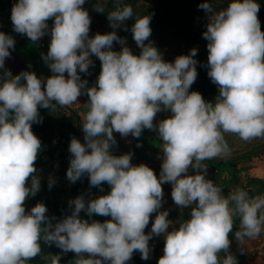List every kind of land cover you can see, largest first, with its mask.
Returning <instances> with one entry per match:
<instances>
[{
    "label": "clouds",
    "instance_id": "obj_1",
    "mask_svg": "<svg viewBox=\"0 0 264 264\" xmlns=\"http://www.w3.org/2000/svg\"><path fill=\"white\" fill-rule=\"evenodd\" d=\"M119 2L107 14L113 30L94 36L89 35L92 18L84 7L86 0L13 4L15 33L33 42L50 33L48 51L41 58L52 75L8 71L0 77V264H27L40 255L41 242L55 245L62 254L73 253L74 264H128L136 252L148 260L153 251L149 242L159 236L165 242L158 264H238L229 251L234 218L239 217L235 232L239 242L264 231V196L250 197L239 189L222 195L223 190L206 178L204 163L229 152L225 133L238 134L245 141L264 138L260 4L231 0L218 12L208 0L199 5L209 14L203 38L208 42L207 74L218 87L213 103L190 90L198 78V49L165 60L150 41L149 14L131 25L132 38L141 49L134 53L117 32L128 30L133 8L120 7ZM94 10L105 12L102 6ZM114 43L122 46L120 50L114 49ZM15 45L11 34L0 31V69ZM93 56L100 60L101 70L89 87L81 74L89 73ZM82 95L88 97L84 137L83 142L75 136L70 140L66 177L76 183L87 176L90 187L103 192L107 184L110 191L90 199L83 193L70 199L71 212L62 219L49 216L42 201L28 210L26 201L41 188L36 162L42 141L32 126L42 123L41 108L53 112L57 105L77 103ZM162 111L171 115L156 122ZM145 129L156 131L163 141L159 175L147 164H133L132 152H113L116 133L138 139ZM166 183L172 185L174 204L190 209L179 227L169 219V211L162 210ZM53 184L49 180V189ZM94 216L110 219L101 222ZM60 260V255L53 256L51 264Z\"/></svg>",
    "mask_w": 264,
    "mask_h": 264
},
{
    "label": "rangeland",
    "instance_id": "obj_2",
    "mask_svg": "<svg viewBox=\"0 0 264 264\" xmlns=\"http://www.w3.org/2000/svg\"><path fill=\"white\" fill-rule=\"evenodd\" d=\"M16 2L17 0H0V31L11 34L16 40L11 56L5 61V67L0 69V77L8 71H11L13 75L23 71H34L38 76L46 78L52 73L42 60L41 54L48 51L50 33L38 42L30 41L26 36L15 33L11 21V10ZM202 2L203 0H120V7L130 5L133 8V20L126 22L127 31L120 28L117 29V32L119 36L126 38L127 45L133 52L139 54L141 49L137 47L132 38L131 25L137 17L152 14L150 41L160 49L165 60L174 61L178 55L188 54L194 47L198 49L196 56L198 78L190 90L199 91L206 100L214 103L218 95V87L212 83L207 74L208 42L203 38V32L206 31L209 14L199 8ZM208 2L212 5L213 11L218 12L226 9L231 0H208ZM96 6L104 7L105 12H96L94 10ZM84 7L87 8L92 18L90 36H94L97 32L107 33L113 30L107 19V14L115 10L117 0H86ZM258 15L262 30H264V12L259 11ZM52 24L53 21L50 20L49 27ZM113 47L115 50H120L122 46L114 43ZM92 59L94 65L89 68V73L81 74L83 79H87L89 87L95 84L101 70L100 60L95 56ZM87 100L88 97L82 95L79 101L71 106L57 105L53 112L44 108L40 109L42 123H34L32 130L42 141V148L36 162L41 188L34 197H29L26 201L28 210L42 201L48 207L49 216L62 219L71 212L68 207L70 199L82 193L85 194L86 199H90L110 191V186L107 184L103 186V192L99 188L90 187L87 176L82 177L76 183H71L66 177L71 157L68 150L70 140L75 136L83 142L82 123L88 111ZM170 115V111H162L157 114L156 122ZM43 124L47 126L48 130L42 129ZM224 135L229 145V152L204 162L208 165L206 178L211 179L216 186L220 187L223 190L222 195L225 196L238 189L246 191L250 197L264 196V138L245 141L238 134L225 133ZM115 136L117 141L113 147L115 154L132 152L133 164H147L159 175L163 141L156 131L145 129L138 139L132 136L121 137L118 133ZM191 172L192 170H190ZM49 180L54 182L51 189L48 187ZM163 188L165 202L162 210H168L169 219L173 221L175 227H179L180 223L189 218L190 209H180L174 204L170 183L164 184ZM81 216L88 218L84 212L81 213ZM154 218L155 214L151 219L154 220ZM92 219L102 222L110 217L94 216ZM238 228L239 217H235L233 232L230 234L232 243L229 251L236 258L238 264H242L246 255L239 241L235 240V232ZM150 230L151 223L145 231L149 232ZM164 242L163 236L153 237L149 242L153 249L150 258L143 260L141 254L136 252L128 264H158L159 258L163 255ZM41 247L40 255L28 261L27 264H51V258L57 255L61 256L59 264H74L73 253V255L70 252L62 254L55 245L48 247L43 242H41ZM219 255L223 259L225 253L221 252Z\"/></svg>",
    "mask_w": 264,
    "mask_h": 264
},
{
    "label": "crops",
    "instance_id": "obj_3",
    "mask_svg": "<svg viewBox=\"0 0 264 264\" xmlns=\"http://www.w3.org/2000/svg\"><path fill=\"white\" fill-rule=\"evenodd\" d=\"M239 244L246 255L242 264H264V231L256 238H245Z\"/></svg>",
    "mask_w": 264,
    "mask_h": 264
},
{
    "label": "trees",
    "instance_id": "obj_4",
    "mask_svg": "<svg viewBox=\"0 0 264 264\" xmlns=\"http://www.w3.org/2000/svg\"><path fill=\"white\" fill-rule=\"evenodd\" d=\"M257 3L260 4V11L264 12V0H257ZM98 59V58H97ZM42 129L44 131L48 130L47 126L45 124L42 125ZM71 255H73L72 253H70ZM74 256V255H73ZM75 258V257H74ZM243 262V261H242Z\"/></svg>",
    "mask_w": 264,
    "mask_h": 264
}]
</instances>
